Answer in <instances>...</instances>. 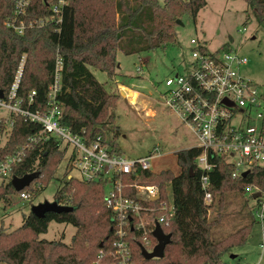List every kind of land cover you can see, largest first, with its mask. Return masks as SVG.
Segmentation results:
<instances>
[{
  "label": "trees",
  "instance_id": "1",
  "mask_svg": "<svg viewBox=\"0 0 264 264\" xmlns=\"http://www.w3.org/2000/svg\"><path fill=\"white\" fill-rule=\"evenodd\" d=\"M55 1L30 0L25 19L48 18ZM245 1L258 22L264 24V0ZM207 3L208 0H67L59 24L49 21L18 33L6 25L13 2L0 0V90L8 94L24 57L17 98L23 107L45 114L52 107L50 86L54 82L59 52L61 87L54 102L62 110L61 124L90 140L103 133L113 151L122 155L117 142L110 138L114 119L111 110L120 97L108 91L90 66L113 76L119 50L134 54L165 49L176 42V20L187 15L196 19ZM32 90L36 94L29 102ZM126 92L135 103L138 92L129 89ZM7 126H10L9 138L6 145L0 147V160L25 147V155L11 175L40 171L35 179L39 194L40 188L54 176L64 155L59 140L46 138L41 133V123L21 115L11 113L9 118H3L0 134L6 132ZM31 137L36 140L32 141ZM202 152L198 146L178 150V173L171 169L139 170L137 180L156 185L161 201L167 200V189L171 188L174 216L163 227L166 233H171V241L162 258L145 259L141 254L142 240L131 232L128 241L135 264H222L224 255L246 243L254 222L216 240L212 229L219 223V216L211 217L209 208L214 204L220 208L225 193L230 190L246 192L250 186H256L264 191V167L234 177V166L226 156L209 150L207 158L212 167L205 170L197 163ZM204 175L209 179L211 203L205 202L206 190L201 181ZM130 179H134L133 176ZM31 186L32 183L17 192L29 190ZM14 192L16 189L10 181L0 185V201ZM104 196L103 181L88 182L75 177L63 181L54 200L73 209L47 212L44 217L30 212L14 231L1 230L0 264H118L119 255L113 246V214L105 206ZM152 204L158 205L159 201ZM159 215L154 214V218ZM52 221L76 227L71 244L41 237ZM150 238L148 248L157 243L152 234Z\"/></svg>",
  "mask_w": 264,
  "mask_h": 264
},
{
  "label": "built area",
  "instance_id": "2",
  "mask_svg": "<svg viewBox=\"0 0 264 264\" xmlns=\"http://www.w3.org/2000/svg\"><path fill=\"white\" fill-rule=\"evenodd\" d=\"M12 13L6 25L18 33L35 25H44L49 21L59 24L67 0H57L51 4V15L48 18L28 20L30 0H11ZM192 62L183 71L167 76L166 90L162 92L164 107L175 113L181 122L188 125L198 139L196 146L203 152L197 158L198 165L205 170L211 169L207 152L210 150L226 156L234 166L233 176H241L244 171L256 167H264V90H261L251 79L242 74L240 67L247 63L246 56L232 49L210 51L198 39H191ZM24 57L10 91L0 97V108L7 109L10 114L21 115L30 121L41 123V133L46 137L59 140L63 154L68 153L66 171L76 170L84 181H103L109 185L105 193V206L112 211L113 246L119 255L118 264H135L130 255L128 237L131 232L139 236L142 246L152 251L150 235L156 223L162 227L169 224L174 216V206L167 200L161 201V193L154 184H145L137 180L139 170H151L152 155L140 158H127L119 155L110 145L109 139L98 133L93 139H86L61 124L62 110L55 105L56 94L61 87L62 57L57 53L54 82L50 86L49 104L52 107L42 114L21 105L17 98V89L23 72ZM35 90L29 95L32 102ZM12 125V123H10ZM32 141L36 137L30 138ZM63 145H65L63 147ZM25 155L23 147L18 155H9L0 160V175L12 176L14 166L22 161ZM238 156L230 161L229 157ZM133 176L134 179H130ZM74 176H68L69 179ZM205 188V202L211 203L212 195L208 191L209 179L204 175L201 179ZM110 183V184H109ZM256 197L258 207L256 217L264 221V191L256 186L249 187ZM134 192V195L129 193ZM160 195L156 199L157 195ZM30 194L20 192L22 198ZM159 201L158 205L152 202ZM154 214H160L154 218ZM153 235V234H152ZM264 248V244H261ZM103 254V250L100 251Z\"/></svg>",
  "mask_w": 264,
  "mask_h": 264
},
{
  "label": "rangeland",
  "instance_id": "3",
  "mask_svg": "<svg viewBox=\"0 0 264 264\" xmlns=\"http://www.w3.org/2000/svg\"><path fill=\"white\" fill-rule=\"evenodd\" d=\"M181 20L182 24L176 26V42L165 49L134 54L119 50L113 76L90 66L108 91L120 97L115 109L111 110L114 119L110 138L117 142L127 158L152 155L150 167L154 172L171 169L178 173L180 168L176 152L198 144L191 128L164 107L162 97V92L166 90V77L183 71L191 64V39H198L210 51L226 48L246 56L247 63L240 67L242 74L264 90V24L258 22L245 0H208L196 19L187 15ZM128 89L138 92L135 103L128 96ZM9 115L10 111L0 108V121L9 118ZM9 131L10 126H7L6 132L0 134V147L6 145ZM19 152L18 149L16 154L11 155H18ZM68 158V153L63 155L54 176L46 185L41 187L39 183V194L37 181L34 180L31 188L25 191L30 194L28 199L22 198L16 191L0 201V231L17 229L24 217L30 214L33 205L45 200L53 201L61 183L69 180L68 176L78 175L76 170L66 171ZM237 158L228 159L233 161ZM11 178L0 175V185L8 183ZM108 190L109 185H106L105 193ZM252 191L250 188L246 192L227 191L220 208L218 204L209 208L211 217L219 216V223L212 229V237L216 240L254 222L246 243L224 255L222 264H264V248L261 247L264 244V221L261 222L255 215L258 201ZM167 201L173 205L170 187L167 189ZM76 230L72 224L52 221L41 237L71 244Z\"/></svg>",
  "mask_w": 264,
  "mask_h": 264
},
{
  "label": "water",
  "instance_id": "4",
  "mask_svg": "<svg viewBox=\"0 0 264 264\" xmlns=\"http://www.w3.org/2000/svg\"><path fill=\"white\" fill-rule=\"evenodd\" d=\"M178 24H182L181 19H177ZM125 95V92L122 91ZM4 96V91L0 90V97ZM248 171H244L242 176L246 175ZM40 171H33L26 173L22 176L13 175L10 182L16 191H21L24 188L31 185V183L38 178ZM261 195L260 191H257L253 194V197L256 198ZM159 194L156 196V199L159 198ZM73 206L65 205L57 202L56 200L48 201L45 200L41 203L35 204L32 206L31 212L39 217H44L47 212H63L72 210ZM154 238L157 240L156 245L153 247L152 251H148L144 246H141V254L145 259L152 258H162L165 256L166 245L171 241V233H166L160 223H156L154 230L152 231ZM100 246H103V243H100ZM234 256V255H233Z\"/></svg>",
  "mask_w": 264,
  "mask_h": 264
},
{
  "label": "crops",
  "instance_id": "5",
  "mask_svg": "<svg viewBox=\"0 0 264 264\" xmlns=\"http://www.w3.org/2000/svg\"><path fill=\"white\" fill-rule=\"evenodd\" d=\"M194 146H196V145H194ZM189 147H192V146H188L187 148H189Z\"/></svg>",
  "mask_w": 264,
  "mask_h": 264
}]
</instances>
